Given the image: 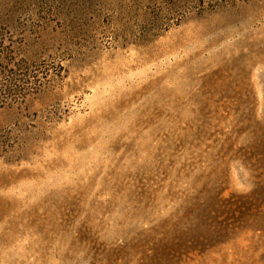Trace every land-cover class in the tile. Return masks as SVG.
Masks as SVG:
<instances>
[{
	"label": "rangeland",
	"instance_id": "obj_1",
	"mask_svg": "<svg viewBox=\"0 0 264 264\" xmlns=\"http://www.w3.org/2000/svg\"><path fill=\"white\" fill-rule=\"evenodd\" d=\"M13 75L0 264H264V0H0Z\"/></svg>",
	"mask_w": 264,
	"mask_h": 264
},
{
	"label": "trees",
	"instance_id": "obj_2",
	"mask_svg": "<svg viewBox=\"0 0 264 264\" xmlns=\"http://www.w3.org/2000/svg\"><path fill=\"white\" fill-rule=\"evenodd\" d=\"M25 68H20L19 70L22 71ZM6 79V83L0 81V100L4 98H15L21 95L23 92L22 88L20 87L18 76L13 75L11 77L4 76ZM10 80V81H8ZM27 83V82H24Z\"/></svg>",
	"mask_w": 264,
	"mask_h": 264
}]
</instances>
